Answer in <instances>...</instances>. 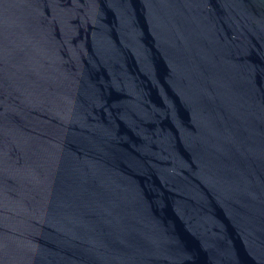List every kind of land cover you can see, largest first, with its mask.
I'll list each match as a JSON object with an SVG mask.
<instances>
[{
  "label": "water",
  "instance_id": "obj_1",
  "mask_svg": "<svg viewBox=\"0 0 264 264\" xmlns=\"http://www.w3.org/2000/svg\"><path fill=\"white\" fill-rule=\"evenodd\" d=\"M0 264H264V0H0Z\"/></svg>",
  "mask_w": 264,
  "mask_h": 264
}]
</instances>
